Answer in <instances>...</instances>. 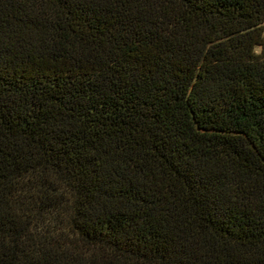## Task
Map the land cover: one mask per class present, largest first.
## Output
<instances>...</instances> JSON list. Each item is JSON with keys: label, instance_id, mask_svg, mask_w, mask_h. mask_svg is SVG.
Returning <instances> with one entry per match:
<instances>
[{"label": "trees", "instance_id": "1", "mask_svg": "<svg viewBox=\"0 0 264 264\" xmlns=\"http://www.w3.org/2000/svg\"><path fill=\"white\" fill-rule=\"evenodd\" d=\"M0 264H264V0H0Z\"/></svg>", "mask_w": 264, "mask_h": 264}]
</instances>
